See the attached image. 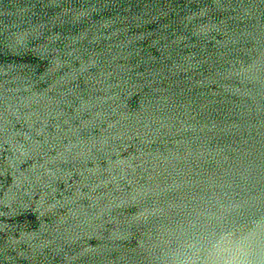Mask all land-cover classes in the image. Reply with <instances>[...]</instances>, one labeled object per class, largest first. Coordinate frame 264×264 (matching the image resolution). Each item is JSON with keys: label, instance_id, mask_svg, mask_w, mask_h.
I'll return each mask as SVG.
<instances>
[{"label": "water", "instance_id": "water-1", "mask_svg": "<svg viewBox=\"0 0 264 264\" xmlns=\"http://www.w3.org/2000/svg\"><path fill=\"white\" fill-rule=\"evenodd\" d=\"M264 254V0H0V264Z\"/></svg>", "mask_w": 264, "mask_h": 264}, {"label": "clouds", "instance_id": "clouds-1", "mask_svg": "<svg viewBox=\"0 0 264 264\" xmlns=\"http://www.w3.org/2000/svg\"><path fill=\"white\" fill-rule=\"evenodd\" d=\"M221 251V258L219 264H254L251 256V248H245L238 245L229 252ZM259 264H264V254H262Z\"/></svg>", "mask_w": 264, "mask_h": 264}]
</instances>
